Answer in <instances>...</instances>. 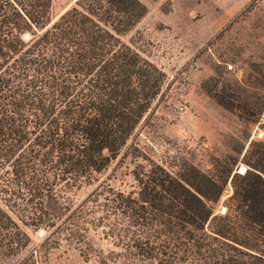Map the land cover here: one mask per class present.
Returning a JSON list of instances; mask_svg holds the SVG:
<instances>
[{
    "label": "trees",
    "instance_id": "trees-1",
    "mask_svg": "<svg viewBox=\"0 0 264 264\" xmlns=\"http://www.w3.org/2000/svg\"><path fill=\"white\" fill-rule=\"evenodd\" d=\"M51 4L0 0V254L44 230L48 247L65 242L101 264H264V140L250 143L216 214L226 179L192 164L172 173L127 146L166 84L122 40L145 5L76 0L52 20ZM128 156L133 184L113 185L105 174ZM96 233L114 249L97 251Z\"/></svg>",
    "mask_w": 264,
    "mask_h": 264
},
{
    "label": "rangeland",
    "instance_id": "rangeland-1",
    "mask_svg": "<svg viewBox=\"0 0 264 264\" xmlns=\"http://www.w3.org/2000/svg\"><path fill=\"white\" fill-rule=\"evenodd\" d=\"M75 1L52 0L51 19ZM139 1L146 14L122 40L160 68L166 84L162 100L154 101L127 146L172 173L192 164L220 182L226 179L215 209L224 214V202L242 182L232 178L242 174L240 166L246 168L250 143L264 140V0L245 6L241 0ZM118 160L104 178L128 188L135 159L128 156L116 168ZM92 190L75 191L74 203ZM28 234V247L12 257L0 254V264H19L31 251L36 264H101L98 254L85 258L65 242L48 247L44 230ZM91 238L104 255L114 249L100 233Z\"/></svg>",
    "mask_w": 264,
    "mask_h": 264
},
{
    "label": "crops",
    "instance_id": "crops-1",
    "mask_svg": "<svg viewBox=\"0 0 264 264\" xmlns=\"http://www.w3.org/2000/svg\"><path fill=\"white\" fill-rule=\"evenodd\" d=\"M238 0H236L237 2ZM251 0H241V6H245L246 4H248ZM238 5V2L236 3Z\"/></svg>",
    "mask_w": 264,
    "mask_h": 264
},
{
    "label": "bare ground",
    "instance_id": "bare-ground-1",
    "mask_svg": "<svg viewBox=\"0 0 264 264\" xmlns=\"http://www.w3.org/2000/svg\"><path fill=\"white\" fill-rule=\"evenodd\" d=\"M262 134H263V132L261 131L260 135H262ZM244 172H245L244 166H240V173H244Z\"/></svg>",
    "mask_w": 264,
    "mask_h": 264
},
{
    "label": "built area",
    "instance_id": "built-area-1",
    "mask_svg": "<svg viewBox=\"0 0 264 264\" xmlns=\"http://www.w3.org/2000/svg\"><path fill=\"white\" fill-rule=\"evenodd\" d=\"M228 69H229V70H232V69H233V66H228Z\"/></svg>",
    "mask_w": 264,
    "mask_h": 264
}]
</instances>
